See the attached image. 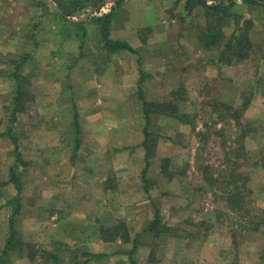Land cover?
<instances>
[{"label": "rangeland", "instance_id": "obj_1", "mask_svg": "<svg viewBox=\"0 0 264 264\" xmlns=\"http://www.w3.org/2000/svg\"><path fill=\"white\" fill-rule=\"evenodd\" d=\"M43 1L46 5L42 0H0V256L11 217L17 240L26 244L11 250L0 264H72L74 253L85 264H129L135 239L137 264H264V229L253 231L264 215V10L240 2L231 10L242 22H252L254 49L248 59L230 66L218 65L215 51L201 49L197 33L204 24L202 12L197 8L186 15L182 0L112 1L98 14L112 7L111 36L126 40L135 29L132 45L145 49L140 52L150 56L147 63L160 67L144 84L146 99L164 102L179 91V110L195 124L194 129L170 123L164 127L154 116L149 131L156 138L155 155L142 180L140 145L97 154L85 148L89 144L83 135L89 133L84 129L80 148L73 150L72 107L83 124V110L93 102L91 74L108 60L99 57L101 44L90 16L79 22L89 27L81 52L75 29L71 34L52 0ZM234 28L230 19L226 36ZM76 49L79 60L70 57ZM23 54L31 56L22 77L32 101L8 132L14 90L8 75ZM246 101L239 128L231 111ZM130 108L135 111L134 104ZM139 128L131 127L134 132ZM241 132L246 154L240 170L249 179L242 192L246 205L233 212L217 204L200 169L222 168ZM12 139L27 162L16 170L20 192L8 184L10 168L19 162ZM164 159L170 161V174L161 172ZM17 199L20 210L13 215ZM154 205L171 229L159 239L145 232ZM119 222L127 228L128 241L103 243L99 227Z\"/></svg>", "mask_w": 264, "mask_h": 264}, {"label": "trees", "instance_id": "obj_2", "mask_svg": "<svg viewBox=\"0 0 264 264\" xmlns=\"http://www.w3.org/2000/svg\"><path fill=\"white\" fill-rule=\"evenodd\" d=\"M55 4L59 14L57 16L63 21L64 24L75 29L78 38L81 42L86 37V29L82 23H69V20H74L77 16L89 14V22L94 24L97 28L99 42L104 51L109 54H117L120 52H128L135 54L136 51L132 49L126 42L121 40H112L110 37L111 27L114 20V12L112 7L109 12L101 14V10L105 7L107 0H52ZM122 0H118L115 4H120ZM179 2L180 0H176ZM184 2L183 10L186 15H191L193 11L199 8L202 12V18L204 20L203 26L197 33V40L201 49L205 51H215L217 53L216 62L218 65L230 66L235 61L246 60L250 57L253 52L254 46L250 40L249 33L253 27L251 21L242 22L243 17L233 13L231 10L236 6L237 2L248 6L261 7L264 10V0H182ZM44 3V1L42 0ZM42 3V4H43ZM45 4V3H44ZM46 5V4H45ZM232 19L235 24V28L229 36H226L224 28L227 22ZM30 54H23L16 61L13 62V68L9 73L8 77L14 82L13 97L10 102V109L8 110V119L11 127L8 129L10 132L13 128L12 125L15 123L18 114L22 113L26 109V102L32 101L29 97V92L26 87L25 79L22 77V69L26 63L30 61ZM147 76L145 72L139 70V79L137 81V97L141 105V111L144 120L143 135L144 141L141 143V147L144 150V168L142 170V180H146V172L150 164L151 158L155 155V140L154 135L149 131L151 118L156 116H164L177 120L179 123L189 125L194 129L195 124L193 121L188 120L187 116L180 112L178 99L180 95L179 91L170 93L169 97L164 102H150L146 99L143 84ZM30 98V99H29ZM249 102L243 103L240 109L231 111L233 107H226L227 110L231 111V118L235 122L236 126L240 128V118L243 111L248 107ZM74 137V151L78 150L79 147V125L77 121V114L75 112L72 123ZM245 133L241 132L237 137V143L234 147L227 152L226 162L222 168H214L211 166H202L200 172L202 173L203 180L207 186L214 190L215 198L218 200L220 206L225 204L226 208L230 211L244 209L245 195L243 188L247 183L249 177L240 170L241 159L245 157V148L242 141L245 138ZM13 154L17 161L10 168L9 181L17 192H20V179L16 172L19 166L24 167L27 162L21 160L20 152L18 150L17 140L12 139ZM169 159L163 160V167L161 172L170 174ZM168 167V168H167ZM3 185V184H1ZM1 196V195H0ZM10 204L11 201H7ZM20 210V200H16V209L13 215H16ZM263 227L264 229V215H262L256 228ZM170 227L162 223L161 215L158 208L154 205V214L152 220L147 224L145 232L151 234L153 239H159L162 235L170 232ZM9 237L5 242L4 249L0 256V260L7 256V254L15 249L26 246L24 242L18 241L16 238V230L14 228V218L11 217L9 220ZM127 228L124 223L119 222L112 227L100 226L98 229L99 239L103 243H112L121 238L122 241H128ZM264 237V232H263ZM137 239L133 240L132 249L128 253L129 264H137L135 260ZM263 249L260 255V260L264 263V242ZM74 253V252H73ZM45 254L55 261H58L59 257L51 253ZM88 256V255H86ZM72 257V264H85L81 261L79 256L74 253ZM1 262V261H0Z\"/></svg>", "mask_w": 264, "mask_h": 264}, {"label": "crops", "instance_id": "obj_3", "mask_svg": "<svg viewBox=\"0 0 264 264\" xmlns=\"http://www.w3.org/2000/svg\"><path fill=\"white\" fill-rule=\"evenodd\" d=\"M68 22L72 23L73 21L68 19ZM113 27L112 23L111 34L114 31ZM88 28L86 25V37L88 35ZM69 31L72 34L71 27H69ZM132 32V35L134 36H126V40L122 41L126 42L132 49H134L136 51L135 54L128 52L109 54L107 51H104L100 45L102 54L99 57H104L105 60H108V62L107 64L101 66V70H99V72L91 74V81L94 82V88L90 91L89 95L91 96V100H93V102L89 104L88 108L83 110V116L85 118L83 124L78 110L75 106L74 109L72 107L73 116L76 112L80 128L78 148L81 146V135L82 132L84 133V129L87 133H89V135H83V139L85 137V141H88L89 144L85 148L90 147L87 149L97 154L102 149H120L124 150L123 152H126L127 149L131 147L141 146V143L144 141V120L141 105L137 97L139 70L145 72L147 80L150 79L152 75L153 77L154 75H157V71L160 70V67L158 65H154L153 63H147L150 56L148 54L144 55V52H140L143 48L137 49L132 45L137 41V39H135V29H133ZM111 34L110 37L112 40H121L118 36H115L117 38L114 39V35L111 36ZM86 37L83 42H81L80 38H78L79 45L77 48L81 52L84 50L86 45ZM96 56L98 57V55ZM70 57L79 60L82 58V55L78 53L76 49V53L74 55H70ZM88 75H86V78L89 77ZM160 75L162 76L164 74L161 73ZM144 84L143 88L145 90ZM129 98L132 99L130 103L126 101V99ZM133 104L135 105V111L130 108ZM154 116L157 117L158 124H160V121L163 122L162 126L164 127H167V123L176 124L178 126L184 125L172 118ZM134 120H137V122L133 123ZM81 127H83L82 130ZM131 127L140 128L138 132H134ZM74 144L75 143H73V147Z\"/></svg>", "mask_w": 264, "mask_h": 264}, {"label": "water", "instance_id": "obj_4", "mask_svg": "<svg viewBox=\"0 0 264 264\" xmlns=\"http://www.w3.org/2000/svg\"><path fill=\"white\" fill-rule=\"evenodd\" d=\"M112 1H116V0H107L105 3H109V2H112ZM49 2H50V5L54 8V10L58 11L57 8H56V6H55V4L53 2H51V1H49ZM88 16H89V14H85L81 19H79V20H72V21L73 22H81V21H83Z\"/></svg>", "mask_w": 264, "mask_h": 264}]
</instances>
